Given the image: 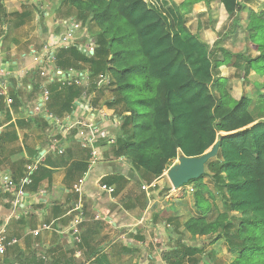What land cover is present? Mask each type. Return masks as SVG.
Here are the masks:
<instances>
[{
    "label": "trees",
    "instance_id": "obj_1",
    "mask_svg": "<svg viewBox=\"0 0 264 264\" xmlns=\"http://www.w3.org/2000/svg\"><path fill=\"white\" fill-rule=\"evenodd\" d=\"M200 1L210 0H184L181 5ZM220 1L231 17L244 7L242 0ZM61 4L68 11L75 10L80 23H92L98 28L92 39L97 49L89 57L79 50L78 44L57 51L56 68L65 72L88 70L90 82L87 86L50 85L47 111L63 119L75 110L76 100L90 99L91 94L96 96L97 92L109 89L112 98L105 107L121 117L109 154L123 157L132 168L151 179H159L178 153L200 156L215 143L218 133L235 132L221 139L218 154L206 165L204 176L187 184L194 189V207L199 217L185 213L173 224L175 230L182 227L192 239L203 238L209 245L223 241L232 258L229 264H264V120L252 125L251 98H235L220 84L221 80L212 84L201 82L176 48L165 15L144 0H61ZM3 9L0 0V14ZM247 20L244 34L254 57L223 53L225 58L235 60L233 65L243 73V78L253 72L261 79L264 12L254 14L250 10ZM100 75L108 78V85L99 86ZM216 84L221 85L217 91ZM261 87L264 90V83ZM35 89L38 91L39 85ZM259 98L264 103V94ZM90 106L99 107L91 99ZM13 108L16 110V102ZM8 111L0 98V112ZM42 121L44 131L48 123ZM32 153L33 164L37 151ZM52 165L50 157H46L37 166L30 190L38 189L40 182L50 175L48 167ZM88 169V160L71 166L77 180ZM205 178L226 210L213 220L208 216L214 197L203 183ZM122 181L124 185L126 181ZM122 185L119 183L118 189ZM199 252L202 249L190 248L192 256ZM179 254L175 252L174 261L166 256L164 261L178 264Z\"/></svg>",
    "mask_w": 264,
    "mask_h": 264
},
{
    "label": "crops",
    "instance_id": "obj_2",
    "mask_svg": "<svg viewBox=\"0 0 264 264\" xmlns=\"http://www.w3.org/2000/svg\"><path fill=\"white\" fill-rule=\"evenodd\" d=\"M14 1L3 2L5 9L14 6ZM159 1V10L166 17L175 46L194 68L198 79L208 84L221 80L220 84L235 98L250 97L249 110L254 123L264 120V114L254 109L259 96L256 86L260 87L264 78L259 79L251 72L237 80L239 71L233 65L235 60L225 58L223 53L254 57V52L247 50L243 34L248 23L246 15L255 10L252 3L242 0L243 10L231 17L220 0L185 6L181 5L184 0ZM0 43L2 47V40ZM4 52L5 49H0V70L10 74L13 103L6 106L9 111L1 120L5 124L0 136V176L18 184L32 164L34 151L37 157L43 155L44 160L50 157L53 165L48 167L50 175L40 182L36 191L30 190V185L24 188L16 208L15 197L0 191V222H7V232L18 242L8 250L1 264H98L97 261L100 264H166L165 256H160L163 247L167 248L179 237L191 238L182 227L175 230L173 224L182 213L195 209L189 210L188 197L184 198L183 194L190 186L174 189L163 176L151 179L132 168L123 157L109 154L110 150L103 149V145L98 147L92 162L90 150L80 147L72 131L63 127L50 131L49 124L42 131L43 116L33 113L38 92L35 88L42 85L36 80L37 56L32 53L18 56L16 52L12 53L13 61L2 64ZM221 85H214L215 91ZM28 86L30 91L26 89ZM48 135L60 142L62 155L57 153ZM181 155L178 153L177 158ZM84 160H88L89 169L83 177L82 193L78 195L73 191L77 173L71 166ZM152 182L156 188L141 190V186ZM103 185L113 188L114 192L102 190ZM167 190V195H162ZM183 205L185 211L176 214ZM13 212L21 213L19 219L13 217ZM199 215L198 212L194 217ZM76 219H79L78 233L74 234L71 226Z\"/></svg>",
    "mask_w": 264,
    "mask_h": 264
},
{
    "label": "built area",
    "instance_id": "obj_3",
    "mask_svg": "<svg viewBox=\"0 0 264 264\" xmlns=\"http://www.w3.org/2000/svg\"><path fill=\"white\" fill-rule=\"evenodd\" d=\"M144 2L156 9H160L161 2L159 0H144ZM64 27V32L56 40H46L43 43L42 53L46 56V61L41 55H38L36 62L38 69L36 74L43 78L45 83L39 86L38 92L34 101L33 113L38 116H43V120L47 122L51 128L50 131L59 130L63 127L66 131H75V137L82 149L90 150L92 162L95 161L97 157V149L100 144L113 146L116 140V132L121 123V117L115 115H109L104 111L92 108L90 106V99L85 101V97L76 100V105L80 103L82 105V112L80 115L77 110L72 112L71 115L66 116L62 122L58 118L54 117L47 111V105L50 99V91L48 87L52 84H66L68 86H86L89 83V72L86 70L81 71H62L55 67V54L58 50L67 49L70 46L75 45L77 39L80 40L84 37L85 28L80 22H76L72 19L64 20L62 22ZM2 37H0V42ZM1 44V43H0ZM79 45V44H78ZM97 49V45L91 38H87L82 45H79V50H82L86 56H92L94 51ZM40 69V70H39ZM39 70V72H38ZM9 73L0 70V98L3 99L5 106H11L13 103V98L11 95V85L8 81ZM108 78L106 76H99V86L108 85ZM27 91L31 90V86L26 87ZM84 104V105H83ZM106 113V114H105ZM5 113L0 112V136L2 134L3 125L2 119ZM48 139L51 141L52 145L56 147L58 154H62V150L59 147V141L52 139L51 135H48ZM121 159V158H120ZM44 160L43 155H39L31 166L27 167L26 173L18 184H14L9 177L0 176V191L4 193H11L15 197L13 206L16 208L19 205L18 200L23 197L24 188L31 185V176L36 170L37 166ZM85 180L83 178L79 179L77 183L73 186V191L78 195H81L83 185ZM102 190L108 193H113V188L103 185ZM150 188H156L155 183H151L149 186H141L142 191H148ZM13 217L19 219L21 215L20 212H13ZM82 215V213H81ZM79 224V219H76L72 223V232L77 234L76 226ZM7 222H0V264L5 259L6 254L10 248L15 246L18 242L17 239L11 237L7 232ZM77 243L80 240H76Z\"/></svg>",
    "mask_w": 264,
    "mask_h": 264
},
{
    "label": "rangeland",
    "instance_id": "obj_4",
    "mask_svg": "<svg viewBox=\"0 0 264 264\" xmlns=\"http://www.w3.org/2000/svg\"><path fill=\"white\" fill-rule=\"evenodd\" d=\"M246 1H249L254 6L252 7L253 9H255L252 10L254 14H260L264 12V0H246ZM3 2H6V0H4ZM248 14L246 15L247 22H248L247 20ZM77 16L78 14L75 12V10L71 9L70 11H68L65 8L64 4H61V0H15L14 6L9 7L8 9H5L4 7L3 11L0 14V37H2V47L0 46V49H5L4 54L6 53L4 55L5 58L1 59V63L4 64V62L7 60H9V62L13 61L15 58L13 57L15 56L13 54H15L16 52L18 56L19 54H28V53H32L33 56L41 55L42 58L46 61V56L42 53L43 43L46 40L56 41L60 37V35L65 30L64 29L65 26H63L62 24L64 20L72 19L76 22H80ZM81 23L85 28V33L82 39L80 40L77 39V42H75L76 44L79 45H82L87 38L95 39L99 31L98 28L94 26L92 23L90 24H84L83 22ZM245 43L247 46V50L252 52L249 45H247V41ZM32 76L34 78V75ZM242 76L243 73L239 71L236 76L237 80H239ZM36 80H39L42 84L45 83L44 79L39 77V75H36ZM256 88H257L256 90L258 91L255 90L254 91L256 92L257 95L259 93V96L257 99L258 100L257 104L254 107V109L257 112L258 110H260L259 112L264 114V103L260 101L259 98L261 94H264V90L262 89L261 86L260 87L256 86ZM111 98H112V93L109 89L106 88L100 92H97L96 96L94 94H91L90 96V99L96 101L97 106H99L97 109L104 111L109 115L111 114L115 115L116 112L114 113L113 110H108L105 107L106 101L110 100ZM84 100L87 101L88 99L85 97ZM76 110L77 113H79L80 115L83 113L82 105L80 103L76 105ZM81 116H85V113H83V115ZM4 124H5V120L2 122V125ZM118 132L119 131L117 129L116 134ZM36 137L41 139L40 135H36ZM101 145L103 144H100L99 146L101 147ZM102 147L103 149H107L108 151L111 149L110 146L108 145H103ZM177 161L178 158L173 160L168 165L167 169L162 175L163 178L167 180L168 184L169 181L166 177L167 170L172 165L177 164ZM203 183L205 184L207 189L213 193L214 202L212 205V210L208 216L210 220H213L219 213H224L226 210L222 206L217 194L214 193V188L211 182L207 178H205ZM193 190L194 189L192 188V186H190L188 189H185L183 193L184 198L188 197V202L186 204L189 210L195 208L193 206L194 202L192 201L191 198V196H193ZM167 192L168 190L164 191L162 195L163 194L167 195ZM204 196L206 197V193L204 194ZM184 211H185V206L183 205L180 207V210L176 212V214L177 213L179 214L180 212H184ZM189 212L191 213V215L193 213V216L195 214H198V212H196L195 209L194 211H189ZM230 216H232V214H230ZM176 233H178V231H176ZM191 247L202 249V252L196 253L195 255L192 256L190 255ZM175 252L180 253L179 254L180 263L178 264H229L232 260V258L229 257L226 244L223 241H218L212 245H209L207 240L200 237L195 239L192 238L185 239V237L182 238L179 237L177 241H174L173 243L170 242L167 248L163 247L160 256L161 257L163 255L167 256L169 257L170 261L172 260L174 261L173 256Z\"/></svg>",
    "mask_w": 264,
    "mask_h": 264
},
{
    "label": "water",
    "instance_id": "obj_5",
    "mask_svg": "<svg viewBox=\"0 0 264 264\" xmlns=\"http://www.w3.org/2000/svg\"><path fill=\"white\" fill-rule=\"evenodd\" d=\"M233 133H218L215 143L200 156L186 157L181 155L178 157L177 164L169 167L166 173L170 185L174 189H180L189 182L204 176L206 165L218 154L221 139Z\"/></svg>",
    "mask_w": 264,
    "mask_h": 264
}]
</instances>
